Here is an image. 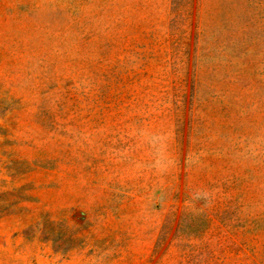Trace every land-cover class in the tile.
Returning <instances> with one entry per match:
<instances>
[{"label": "rangeland", "instance_id": "rangeland-1", "mask_svg": "<svg viewBox=\"0 0 264 264\" xmlns=\"http://www.w3.org/2000/svg\"><path fill=\"white\" fill-rule=\"evenodd\" d=\"M0 264H264V0H0Z\"/></svg>", "mask_w": 264, "mask_h": 264}]
</instances>
